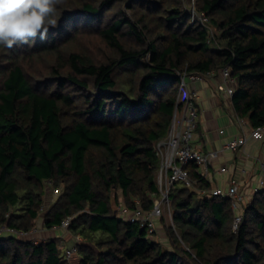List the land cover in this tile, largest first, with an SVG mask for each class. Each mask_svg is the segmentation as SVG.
Masks as SVG:
<instances>
[{
	"label": "trees",
	"instance_id": "16d2710c",
	"mask_svg": "<svg viewBox=\"0 0 264 264\" xmlns=\"http://www.w3.org/2000/svg\"><path fill=\"white\" fill-rule=\"evenodd\" d=\"M57 8L46 39L0 46V229H34L50 184L61 192L45 228L72 217L62 230L83 238L78 264H264V189L242 202L235 228L231 198L202 195L211 184L189 165L196 187L176 184L174 224L157 223L170 246L117 210L154 206L156 144L182 108L184 71L207 78L228 67L236 115L264 127V0H195L205 21L187 0ZM17 235L0 234V264H69L59 237Z\"/></svg>",
	"mask_w": 264,
	"mask_h": 264
},
{
	"label": "built area",
	"instance_id": "2783aa9c",
	"mask_svg": "<svg viewBox=\"0 0 264 264\" xmlns=\"http://www.w3.org/2000/svg\"><path fill=\"white\" fill-rule=\"evenodd\" d=\"M193 19L199 18L205 21L207 18L200 16L192 9ZM223 76L222 89L232 96L235 92L236 79L232 77L231 70L227 67L221 71ZM209 75H213L210 73ZM206 76L202 73H188L184 71L180 74L179 82V100L182 102V108L176 110L173 122L166 138L158 141L156 144L157 155L160 158L161 164L158 170V187L159 195L154 200V206L150 211H143L140 207L129 213L127 208L121 203L117 210L118 214L123 216L126 221L138 223L140 227L146 228L148 234L155 236L158 231V219L164 216V207L167 206L170 211L171 223H173V211L171 207L170 193L175 185L182 181L187 187L194 188L196 183L192 180L187 167L191 164L196 166L198 175L206 177L209 172V161L217 156L218 151H210L203 153L194 145V136L199 125V105L200 99L199 91L191 86V83L203 81ZM241 126L246 125V120L238 118ZM250 138L261 140L264 138V127L251 128ZM235 136L229 140L222 148L223 151L236 152L239 148L244 147L248 142V137ZM261 176L255 192L264 189V160L260 161ZM202 195H221L231 198L232 206L238 211L235 217V228L242 220V202L244 195L240 192L239 185L232 183L226 191L221 189L211 190L210 193L206 189H200ZM159 197V199H157ZM163 206V207H162ZM240 211V212H239ZM69 217L65 219L61 226H55L52 230L68 229L71 222ZM3 232L14 233L21 236H27L29 232H20L15 229L4 226L0 230ZM83 240L80 235L75 236L74 243L70 245H63L66 247V257L69 264H78L74 257L78 254L77 243Z\"/></svg>",
	"mask_w": 264,
	"mask_h": 264
},
{
	"label": "crops",
	"instance_id": "0c3cea01",
	"mask_svg": "<svg viewBox=\"0 0 264 264\" xmlns=\"http://www.w3.org/2000/svg\"><path fill=\"white\" fill-rule=\"evenodd\" d=\"M222 82V73L218 72L203 81L191 83L200 93L199 127L194 136V145L203 153L219 152L208 163L209 172L206 178L212 190L226 191L230 184L237 183L244 195L243 201L247 202L253 196L260 180V161L264 160V138H250L251 127L248 122L243 126L239 124L231 97L222 89ZM243 135L249 136L244 147L236 152L222 150L233 137ZM39 231L41 232L40 229ZM42 232L45 234L50 231L46 228Z\"/></svg>",
	"mask_w": 264,
	"mask_h": 264
},
{
	"label": "clouds",
	"instance_id": "9594fccd",
	"mask_svg": "<svg viewBox=\"0 0 264 264\" xmlns=\"http://www.w3.org/2000/svg\"><path fill=\"white\" fill-rule=\"evenodd\" d=\"M65 0H0V46L12 49L37 36L46 39L58 24V5Z\"/></svg>",
	"mask_w": 264,
	"mask_h": 264
},
{
	"label": "rangeland",
	"instance_id": "374dc122",
	"mask_svg": "<svg viewBox=\"0 0 264 264\" xmlns=\"http://www.w3.org/2000/svg\"><path fill=\"white\" fill-rule=\"evenodd\" d=\"M194 4H195V0H187V6H188L189 9L192 10L193 7H194ZM234 86L236 88V84ZM157 175H158V171L156 173V183L158 181V176ZM182 184H183L182 181L177 183V185H182ZM47 185H49V186H47V188H46L45 203H44V206H43L42 210L40 211L41 212L40 216L37 219V223H36L37 226L34 229H32L31 231H29L30 234H28L27 236H20V237L24 238V240H34V241H37V242L46 240V239H48L50 237H59L61 239L60 244L62 245L63 252H65L66 251V247L63 246V245H70L74 241V240H72V238L70 239V236H69L70 234H68L67 236L64 237V234L66 232L68 233L67 230H65L66 231L65 232L62 229H57V230H50L49 229V231H50L49 233H45L44 234L42 232L43 230L46 229L45 225H44V217H45L46 211L49 209L51 203L57 198L58 194L61 192V191L58 192V190H56L52 185H50V184H47ZM157 199H159V197ZM118 205L116 204L115 207L117 208ZM163 212H164V216L163 217L165 218L166 222L169 223V224H172L171 223L172 221H171L170 211L168 210L167 206L164 207ZM39 229L41 230V232L39 231ZM31 234H32V236L29 237V235H31ZM164 235H165L164 228L162 227V225H160L159 228H158L157 234L155 235L156 239L160 243H162L164 246H168L169 242H168V240L166 238H164Z\"/></svg>",
	"mask_w": 264,
	"mask_h": 264
}]
</instances>
